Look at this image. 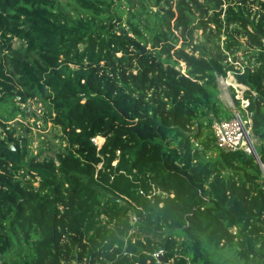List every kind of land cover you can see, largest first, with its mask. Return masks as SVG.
Returning <instances> with one entry per match:
<instances>
[{
  "label": "trees",
  "instance_id": "trees-1",
  "mask_svg": "<svg viewBox=\"0 0 264 264\" xmlns=\"http://www.w3.org/2000/svg\"><path fill=\"white\" fill-rule=\"evenodd\" d=\"M229 72L261 163L216 142ZM31 100L64 141L51 155L11 122ZM7 254L264 264V0H0V264Z\"/></svg>",
  "mask_w": 264,
  "mask_h": 264
},
{
  "label": "rangeland",
  "instance_id": "rangeland-1",
  "mask_svg": "<svg viewBox=\"0 0 264 264\" xmlns=\"http://www.w3.org/2000/svg\"><path fill=\"white\" fill-rule=\"evenodd\" d=\"M15 44H19L17 39H15ZM221 79H223V81L221 82L220 97L227 106H230V108L233 109L229 103L234 97L241 95L242 89L241 87L236 89L235 86L230 84L228 88L224 90L225 81L230 80V77L226 76ZM34 113L39 115V117L34 115ZM17 121L21 124H17ZM11 122L13 125L17 126V135L26 136L28 138V145L32 154H42V156L51 155L64 143L60 137L59 129L54 127L51 122L45 121L43 106L34 100H31L30 103H28L27 117H18ZM209 130H211L210 127ZM96 142L101 144L103 140L101 138H96ZM16 247L19 248L18 243L16 244ZM15 257L16 255H11L10 258L7 254L2 258L1 264H11ZM6 259H9V261L4 263Z\"/></svg>",
  "mask_w": 264,
  "mask_h": 264
},
{
  "label": "built area",
  "instance_id": "built-area-1",
  "mask_svg": "<svg viewBox=\"0 0 264 264\" xmlns=\"http://www.w3.org/2000/svg\"><path fill=\"white\" fill-rule=\"evenodd\" d=\"M228 76L230 80L225 81L224 90H226L230 84L235 86L236 89L239 87L242 89V85L235 79L234 72H229ZM217 78L221 90V82L223 81L221 78L223 77L218 75ZM237 97L241 99L240 106L236 105L234 99L229 103L233 108V116L229 119L215 120L212 123V129L217 140L216 142L225 151L243 150L248 154L254 155L258 159L253 135L252 114L249 110L250 101L243 97V90L241 95H237ZM94 141L96 142V138ZM130 220L133 223L136 222V214L130 212ZM161 255V252L156 253L157 257Z\"/></svg>",
  "mask_w": 264,
  "mask_h": 264
},
{
  "label": "water",
  "instance_id": "water-1",
  "mask_svg": "<svg viewBox=\"0 0 264 264\" xmlns=\"http://www.w3.org/2000/svg\"><path fill=\"white\" fill-rule=\"evenodd\" d=\"M258 159H259V156H258ZM259 162H260V159H259ZM261 163V162H260ZM159 261L161 262V263H164V257H163V255H161L160 257H159Z\"/></svg>",
  "mask_w": 264,
  "mask_h": 264
},
{
  "label": "bare ground",
  "instance_id": "bare-ground-1",
  "mask_svg": "<svg viewBox=\"0 0 264 264\" xmlns=\"http://www.w3.org/2000/svg\"><path fill=\"white\" fill-rule=\"evenodd\" d=\"M102 139V138H101ZM99 140V139H98ZM101 142V141H100Z\"/></svg>",
  "mask_w": 264,
  "mask_h": 264
}]
</instances>
